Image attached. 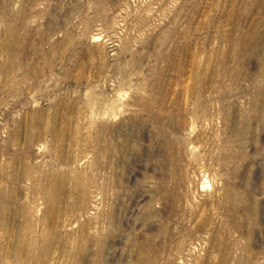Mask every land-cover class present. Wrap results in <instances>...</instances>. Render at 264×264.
I'll list each match as a JSON object with an SVG mask.
<instances>
[{
	"label": "rangeland",
	"instance_id": "374dc122",
	"mask_svg": "<svg viewBox=\"0 0 264 264\" xmlns=\"http://www.w3.org/2000/svg\"><path fill=\"white\" fill-rule=\"evenodd\" d=\"M0 264H264V0H0Z\"/></svg>",
	"mask_w": 264,
	"mask_h": 264
}]
</instances>
